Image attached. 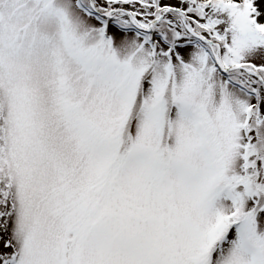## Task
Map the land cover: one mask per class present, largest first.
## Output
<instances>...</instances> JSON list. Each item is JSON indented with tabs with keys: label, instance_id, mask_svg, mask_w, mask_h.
Listing matches in <instances>:
<instances>
[{
	"label": "snow or ice",
	"instance_id": "1",
	"mask_svg": "<svg viewBox=\"0 0 264 264\" xmlns=\"http://www.w3.org/2000/svg\"><path fill=\"white\" fill-rule=\"evenodd\" d=\"M0 264H264V0H0Z\"/></svg>",
	"mask_w": 264,
	"mask_h": 264
}]
</instances>
